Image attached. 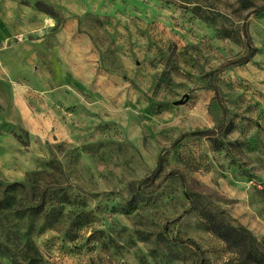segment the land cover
<instances>
[{
	"label": "rangeland",
	"instance_id": "374dc122",
	"mask_svg": "<svg viewBox=\"0 0 264 264\" xmlns=\"http://www.w3.org/2000/svg\"><path fill=\"white\" fill-rule=\"evenodd\" d=\"M0 264H264V0H0Z\"/></svg>",
	"mask_w": 264,
	"mask_h": 264
},
{
	"label": "trees",
	"instance_id": "16d2710c",
	"mask_svg": "<svg viewBox=\"0 0 264 264\" xmlns=\"http://www.w3.org/2000/svg\"><path fill=\"white\" fill-rule=\"evenodd\" d=\"M247 60H248V58L245 57V58H242V59L238 60L237 62H238V63H244V62H247ZM149 179H150V178H149ZM149 179H147V180H149Z\"/></svg>",
	"mask_w": 264,
	"mask_h": 264
},
{
	"label": "water",
	"instance_id": "95a60500",
	"mask_svg": "<svg viewBox=\"0 0 264 264\" xmlns=\"http://www.w3.org/2000/svg\"><path fill=\"white\" fill-rule=\"evenodd\" d=\"M178 102H181V101H178Z\"/></svg>",
	"mask_w": 264,
	"mask_h": 264
}]
</instances>
